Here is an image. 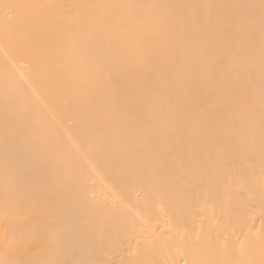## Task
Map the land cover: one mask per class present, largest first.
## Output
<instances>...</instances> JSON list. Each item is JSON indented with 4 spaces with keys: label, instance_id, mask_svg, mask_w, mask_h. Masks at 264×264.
<instances>
[{
    "label": "bare ground",
    "instance_id": "obj_1",
    "mask_svg": "<svg viewBox=\"0 0 264 264\" xmlns=\"http://www.w3.org/2000/svg\"><path fill=\"white\" fill-rule=\"evenodd\" d=\"M0 264H264V0H0Z\"/></svg>",
    "mask_w": 264,
    "mask_h": 264
}]
</instances>
